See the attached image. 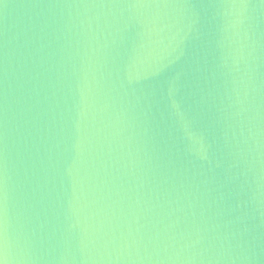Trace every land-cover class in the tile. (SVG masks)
I'll list each match as a JSON object with an SVG mask.
<instances>
[{"label":"water","instance_id":"95a60500","mask_svg":"<svg viewBox=\"0 0 264 264\" xmlns=\"http://www.w3.org/2000/svg\"><path fill=\"white\" fill-rule=\"evenodd\" d=\"M3 264H264V0H0Z\"/></svg>","mask_w":264,"mask_h":264},{"label":"snow or ice","instance_id":"6c2138e0","mask_svg":"<svg viewBox=\"0 0 264 264\" xmlns=\"http://www.w3.org/2000/svg\"><path fill=\"white\" fill-rule=\"evenodd\" d=\"M0 264H3V261L2 260H0Z\"/></svg>","mask_w":264,"mask_h":264}]
</instances>
